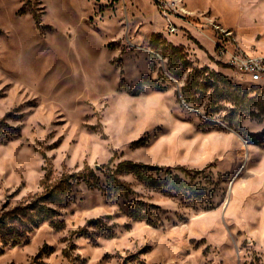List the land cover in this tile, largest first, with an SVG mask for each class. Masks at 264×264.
I'll return each mask as SVG.
<instances>
[{
	"label": "rangeland",
	"instance_id": "obj_1",
	"mask_svg": "<svg viewBox=\"0 0 264 264\" xmlns=\"http://www.w3.org/2000/svg\"><path fill=\"white\" fill-rule=\"evenodd\" d=\"M182 2L0 0V264H264V0Z\"/></svg>",
	"mask_w": 264,
	"mask_h": 264
},
{
	"label": "built area",
	"instance_id": "obj_2",
	"mask_svg": "<svg viewBox=\"0 0 264 264\" xmlns=\"http://www.w3.org/2000/svg\"><path fill=\"white\" fill-rule=\"evenodd\" d=\"M155 2L160 11L165 15V18H168L169 30L172 33L176 31V28L170 20L172 14H177L182 17H187L192 14L183 4L182 0H155ZM216 27V29L224 33L226 32V30L222 29L220 26ZM231 63L236 66L243 75L249 77L251 82H261L264 74V56L248 55L244 53H242V55L235 54L231 56Z\"/></svg>",
	"mask_w": 264,
	"mask_h": 264
},
{
	"label": "trees",
	"instance_id": "obj_3",
	"mask_svg": "<svg viewBox=\"0 0 264 264\" xmlns=\"http://www.w3.org/2000/svg\"><path fill=\"white\" fill-rule=\"evenodd\" d=\"M203 71L208 72V70H203ZM187 90H188V88L184 89V93L182 96H183L186 103L191 104V103L195 102V100H193L194 98L192 96H190V94L188 92H186ZM150 169H152V168H150L149 166H146L144 164H137V163H133V162H123L122 164H120L118 166L117 172H120V174H128V175L133 174L134 176L138 177L139 179H142L143 182L148 186H152L156 189L165 190L166 192H169V193L175 192L176 195L187 194L188 192L193 193L194 195L198 194L197 190L191 191L189 189V184H187V182L182 180L180 176H178L174 180H171L170 178H168L167 180H162V179H158V177L151 176L150 175ZM112 174H114V172ZM90 175H91L90 178H88L84 181L88 185H90L91 188H96L99 190L105 189V187L101 186L99 183L93 184L91 182L92 181L91 179H92V177H94V175L92 173ZM114 181H116V180H114ZM110 183H113V181ZM110 183H109V185H110Z\"/></svg>",
	"mask_w": 264,
	"mask_h": 264
}]
</instances>
